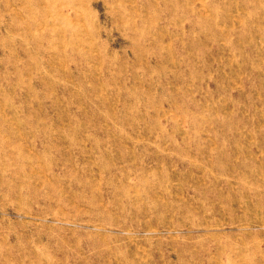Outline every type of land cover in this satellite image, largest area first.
Here are the masks:
<instances>
[{"label": "rangeland", "instance_id": "1", "mask_svg": "<svg viewBox=\"0 0 264 264\" xmlns=\"http://www.w3.org/2000/svg\"><path fill=\"white\" fill-rule=\"evenodd\" d=\"M0 264H264V0H0Z\"/></svg>", "mask_w": 264, "mask_h": 264}, {"label": "bare ground", "instance_id": "2", "mask_svg": "<svg viewBox=\"0 0 264 264\" xmlns=\"http://www.w3.org/2000/svg\"><path fill=\"white\" fill-rule=\"evenodd\" d=\"M62 5H63V3H62ZM3 6H4V2H3ZM7 6H5L4 8H6ZM62 7V6H61ZM85 9V8H84ZM19 10V9H18ZM18 10H16V12H18ZM68 12V11H67ZM72 20H73V18H72ZM75 20V19H74ZM77 20V19H76ZM79 20V19H78ZM84 22V21H83ZM137 24V23H136ZM43 28V27H42ZM95 41V40H94Z\"/></svg>", "mask_w": 264, "mask_h": 264}]
</instances>
